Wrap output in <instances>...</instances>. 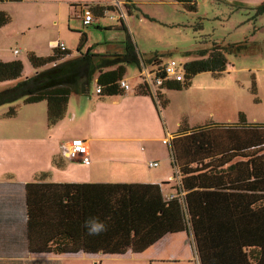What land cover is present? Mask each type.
Wrapping results in <instances>:
<instances>
[{
	"label": "trees",
	"instance_id": "obj_1",
	"mask_svg": "<svg viewBox=\"0 0 264 264\" xmlns=\"http://www.w3.org/2000/svg\"><path fill=\"white\" fill-rule=\"evenodd\" d=\"M173 1L189 11L196 10V0ZM123 4L128 13L137 8L131 0H124ZM106 10L114 8L104 4L91 9L95 15H103ZM258 11H264V3ZM10 22L11 16L0 10V27ZM85 40L83 33L76 47L77 54L73 56L67 48L60 50L56 46L47 55L30 51L27 57L34 72L28 77H22L23 62L20 59H0V82L16 80L13 85L0 90V105L18 100L24 104L45 101L47 123L53 126L65 116L71 94H90L93 82L100 97L122 94L125 89L120 86V81L126 66L135 64L142 71L141 62H147L154 67V79L151 83L142 79L136 93L151 95L162 107L168 102L164 89L188 88L201 72L220 75L226 70V54L247 49L245 40L225 44L214 42L210 48L198 50L199 57L180 67L177 64L182 78L176 80L167 76L165 63L158 54L140 61L129 38L123 52L113 53H95L91 46L82 51ZM156 78L162 82L155 84ZM97 87L99 91H96ZM16 112L17 107L11 105L8 114L15 115ZM169 143L175 174L179 177L175 187L185 204V213L181 212L183 228L193 234L200 264H264V123L248 122L242 112L238 113L237 122L209 120L191 125L186 117H182ZM46 176L47 173H40L35 180H44ZM129 193L130 204L158 196L151 187L139 184L131 185ZM6 209H12L14 217L3 218L9 228L3 238H12L15 248L0 252V264H20L27 261L23 257L28 246L25 184L0 182V218L9 213ZM168 210L173 211L171 217L174 229H177L180 211L175 204ZM73 213L79 216L80 210ZM160 215L157 220L161 224L163 217ZM69 224L70 229L50 240L52 252L93 251L94 244L83 245L81 219L70 220ZM117 227L118 218L114 216L107 222L105 231L90 236L89 243H107L109 250L122 251L130 244L138 246L137 250L152 242L150 234L142 232V229L151 228L150 224L138 223L136 217H130L123 233L118 234ZM170 228L173 229L172 220Z\"/></svg>",
	"mask_w": 264,
	"mask_h": 264
},
{
	"label": "rangeland",
	"instance_id": "obj_2",
	"mask_svg": "<svg viewBox=\"0 0 264 264\" xmlns=\"http://www.w3.org/2000/svg\"><path fill=\"white\" fill-rule=\"evenodd\" d=\"M25 1L0 4V10L11 16V24L3 27L5 33L0 35V55L4 60L20 59L23 62L22 77L34 72L27 57L30 51L47 55L55 47L53 42H63L70 55H76L83 33L86 40L82 51L91 46L95 53L123 52L129 38L140 61L158 54L163 64L174 59L178 66L199 57L197 51L210 48L214 42L225 44L245 40L246 50L226 54V70L220 75L201 72L188 88L164 89L169 102L161 109L174 129L177 128L176 118L181 121L186 117L191 125L209 120L237 122L239 112L245 114L248 122L264 123V11H258L264 0H196L194 11L173 0H131L137 8L132 14L125 11L126 17L121 16L122 20L117 19L118 10L95 15L84 4L94 16L87 25L78 16L80 13L70 7L74 0ZM14 49L19 53L14 54ZM141 69L143 73L135 64L126 66L124 79L131 88H135L148 72L147 79H154L151 64L141 62ZM15 82H0V90ZM94 90L95 82L90 86V94L95 95ZM11 105L17 107L15 115L8 114ZM59 126L50 128L48 125L45 101L24 104L18 100L1 104L0 181L7 185L13 181L31 180L55 165L57 156L50 154L60 141L57 137L68 134L67 129ZM70 138L66 136L62 140ZM153 146H163L167 164L172 169L166 142L162 144L160 139V142L154 141ZM164 160L157 163L162 165ZM171 182L173 184L175 180L171 179ZM25 260L20 264H174L167 260L150 262L144 255L130 252L122 256L65 253L51 261Z\"/></svg>",
	"mask_w": 264,
	"mask_h": 264
},
{
	"label": "crops",
	"instance_id": "obj_3",
	"mask_svg": "<svg viewBox=\"0 0 264 264\" xmlns=\"http://www.w3.org/2000/svg\"><path fill=\"white\" fill-rule=\"evenodd\" d=\"M15 1L23 0H0V4ZM33 1L46 0L25 2ZM123 3L124 0H74L70 7H74V12L80 13L78 16L81 17L84 4L90 9L98 5H112L114 10L111 11L118 10L117 19L122 20L119 16L126 17L125 11H127ZM10 24L11 22L0 27V35L5 33L2 32V28ZM148 74L149 72L143 79L148 80ZM136 87L129 86L124 93L112 96L100 97L96 92L95 95L81 96L73 93L69 96L65 116L50 126L52 128L61 125L68 130L66 136H71L68 140H62L66 137L64 134L57 137L60 141L55 144L50 154L57 156L55 159L57 162L43 171L47 173L44 180L33 178L17 181L25 184L26 192L25 221L28 246L24 259L51 260L65 253L122 256L130 252L132 255L142 254L150 262L167 260L176 264L194 261L195 264H200L193 234L189 229L183 228L181 212L185 213V204L175 187L179 183V177L175 174L169 142L177 128L174 129L175 126L169 124L168 116L163 112L160 104L154 102L151 95L136 93ZM153 89L151 88L152 91ZM176 120L178 127L180 120L178 121L177 118ZM72 138H83L86 141L89 152L88 163L63 155L61 144ZM160 139L162 144L166 142L168 145L172 169L167 164L168 159L163 146L151 147L154 141L160 142ZM163 159L165 160L162 165L159 162L156 166L148 165L149 161ZM171 179L175 180L173 184ZM134 184L151 187L153 193H157L158 196L138 204L135 200L130 204L129 187ZM168 184L169 189L166 188ZM173 198L176 200H171ZM174 204L180 211V227L177 229H174V221L171 217L173 211L168 210ZM75 210H80L79 216L74 215ZM8 211L9 213L0 218V252L12 251L15 248L12 238H3V233H9L8 225L3 218L14 217L13 210ZM160 214L163 217L161 224L157 220L161 217ZM114 216L118 218L116 228L118 234L123 233L131 216L136 217L138 223H149L151 228L142 229V232L150 234L152 242L137 250L135 248L138 246L133 247L130 244L122 251L109 250L107 243H98V241L89 243L91 235L88 234V222L96 220L106 225ZM168 217L172 220L173 229L170 228L171 220ZM76 218H80L82 222L80 230L83 231L85 239L84 247L94 244V250L80 249L64 252L59 256L54 254L50 240L70 229L69 221H74ZM159 232L160 235L156 236ZM42 253L48 255H40Z\"/></svg>",
	"mask_w": 264,
	"mask_h": 264
},
{
	"label": "built area",
	"instance_id": "obj_4",
	"mask_svg": "<svg viewBox=\"0 0 264 264\" xmlns=\"http://www.w3.org/2000/svg\"><path fill=\"white\" fill-rule=\"evenodd\" d=\"M121 17V16H119ZM81 18L84 24H90L93 19L92 12L84 8V10L81 13ZM55 46L59 48L60 50H65V44L63 42H56ZM14 54L19 53L18 49L13 50ZM165 72L168 77L175 78L176 80H180L182 78V72L177 67V62L174 59H171L164 64ZM151 83V79L148 80ZM162 82V79L156 78L154 80L155 84H160ZM120 86L124 88L125 90L129 88V84L122 79L120 81ZM100 88L97 87L96 91H99ZM61 149L63 152V155L67 158L71 159H80L83 162L88 163L89 162V152H88V146L86 144V141L83 138H72L71 140L64 142L61 144ZM149 166H156L157 161H149Z\"/></svg>",
	"mask_w": 264,
	"mask_h": 264
},
{
	"label": "clouds",
	"instance_id": "obj_5",
	"mask_svg": "<svg viewBox=\"0 0 264 264\" xmlns=\"http://www.w3.org/2000/svg\"><path fill=\"white\" fill-rule=\"evenodd\" d=\"M89 235H99L106 230V225L103 222L91 220L87 224Z\"/></svg>",
	"mask_w": 264,
	"mask_h": 264
}]
</instances>
